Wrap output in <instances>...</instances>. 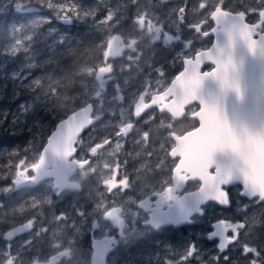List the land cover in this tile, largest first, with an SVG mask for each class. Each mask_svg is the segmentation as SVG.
Here are the masks:
<instances>
[{
  "label": "flooded vegetation",
  "instance_id": "af4514ba",
  "mask_svg": "<svg viewBox=\"0 0 264 264\" xmlns=\"http://www.w3.org/2000/svg\"><path fill=\"white\" fill-rule=\"evenodd\" d=\"M59 1L63 3L64 1L68 3L78 1V4H74L79 8V2L85 1L84 3L91 4L87 6L89 12H93L94 15L81 19L73 18L69 14L68 19H63L58 15L55 17L56 20L52 18V21L43 23L36 30L39 32L27 40L28 43H32L29 48L28 62L32 61L37 52H40L38 56L40 59L50 54L45 52L46 45L49 46V51H52L50 56L69 45L71 41L66 39L67 31L75 32L79 27L86 32L98 35L97 39H92L93 51L90 54V62L85 63V67L81 64L82 73L76 75L77 80H85L90 84L88 100L83 105L91 104V117L98 118L81 134L86 144L89 143V136L95 142V147L91 149L94 156L82 155L79 160L69 159V161L76 162L69 180L79 185L77 190L61 191L52 188L69 202L67 207H63L62 212L68 214V210L73 211L75 209L73 199L78 197L76 204L81 212L89 211L90 214L78 215V221L70 224V230L61 227L54 229L55 223L50 221V213L44 204L37 209L30 206L32 200H44L39 186L46 181H49L52 186L51 180H43L33 187L15 185L8 194L0 193V205H2L0 206V264H7L9 255L14 260V264H46L51 261L53 264H82L80 260L74 258L75 249L83 250L85 258L83 264H91L93 246L96 244L101 246L105 243H111L105 264H110L116 254L120 262H115V264H202V262L206 264H248L253 254H242L241 245L245 243L256 248L259 252L256 259L260 261V264H264V204L257 203L255 197L243 195L239 184L225 186L229 199L228 205L207 201L199 205L200 211H194L186 220L181 219L178 222L167 220L165 222L168 223L160 224L159 227L151 224L153 216L159 217V213L156 212L157 198L151 191L155 183L162 178L158 166H161L162 160L167 159L159 151L160 145L162 142L171 143L173 152L176 148V139L192 132L190 131L192 122L181 119L173 123L176 117L185 115V107L180 113L170 110L173 93H166L170 84H165L159 89L146 86L140 90L136 89L137 82L143 73L141 67L143 52L146 44L150 46L149 49L156 48L161 53L163 48L171 52L173 47L186 45L185 42L190 39L195 41L194 47L197 49L201 48L202 44L213 40V37L198 36L190 27L203 19L200 14L201 10L197 7L200 0H55L56 3ZM46 2L47 0L40 2L42 11H35L37 16L52 17L53 11L57 12L55 8H49ZM148 2H151L158 13L162 12L161 17L157 24L151 15V18H146L141 26L135 18L143 16L145 19ZM232 3L245 7L258 8L260 6L259 0H232ZM168 7L174 8L172 14L166 11ZM181 7L186 8L182 23L178 19ZM92 9L94 10L90 11ZM239 10L243 8L240 7ZM32 13L25 11L23 20H26ZM109 13L112 14V19L105 22L104 18ZM20 23L16 22L15 25ZM15 25H12V28ZM138 27L143 28L145 33ZM46 29L54 30L49 38L44 37L43 32L46 33ZM169 35L172 37L171 40L168 39ZM56 36L60 37L61 41L56 42L54 46L46 44ZM113 42L115 43L114 51L108 53L107 49ZM182 62L181 59L178 72L182 70ZM99 63L100 66H98ZM101 69L110 70L101 72ZM208 69L209 66L204 65L202 71ZM177 73L173 70L168 80L172 81ZM44 74L45 72L33 73L31 78L41 80ZM123 79L136 89L130 97L131 101L125 98L121 90L120 92L105 90L101 84L118 82ZM52 81L57 80L52 78ZM98 82L99 89H96ZM41 85L44 86L46 83ZM50 92H52L51 89ZM113 94L117 103L128 104L125 107L124 117L119 116V108L111 106L110 109L117 110V112L106 114L97 106L99 97H105L111 103ZM24 95L26 96L25 91ZM141 95H144L145 102L138 103ZM149 102L151 104L159 102L161 107L168 111L160 117L159 113L153 109L142 119L136 120L134 113L144 111L149 107ZM188 114L195 115L196 112L194 109H189ZM153 116L157 119H152ZM107 121L109 122L107 128L102 129ZM145 121H148L147 125ZM129 123L133 125L131 134L126 140L124 137L118 138L116 132L119 126ZM145 133L148 134L147 139H145ZM49 134L42 142V146ZM165 137L175 139L168 141ZM78 138L79 136L75 139L74 145ZM109 139L112 140V144L105 147ZM118 144L122 145L119 149ZM89 159H92L90 165L88 164ZM117 162L120 165V175L116 177L114 170ZM88 167H94V171L89 174L88 180H81L84 175L83 171ZM177 167L178 163L176 171L179 172L181 169ZM31 175L30 172L29 176ZM125 175L130 179L131 187L127 191L121 190L122 194L119 197L114 198L112 194H108L101 184L105 178L111 177L115 185L117 179ZM120 182L122 183L123 180L121 179ZM191 190H194V186L189 184L179 194L183 195L184 192ZM100 193H104L103 200L107 204H111L114 199L120 202L121 218L124 220L122 225L118 226L110 219H106L102 210L97 207L101 199ZM170 203L172 207L176 205L174 202ZM160 208L162 211L167 210L168 203L160 204ZM53 211L61 212V209L56 206ZM246 217H248V227L242 230L241 240L230 244L224 251H220L218 248L220 237L210 236L216 231L214 225L222 218L241 220ZM159 218L162 222L165 217ZM29 219L35 220L31 229H24L15 233L11 238H5L7 231L22 228ZM43 227H47L48 230L44 231ZM53 241L55 244L52 245ZM190 246H194L196 252L187 260H181V256ZM134 254L135 257L130 259ZM215 256H219L218 261L213 259ZM225 256L228 258L224 259Z\"/></svg>",
  "mask_w": 264,
  "mask_h": 264
},
{
  "label": "snow or ice",
  "instance_id": "6c2138e0",
  "mask_svg": "<svg viewBox=\"0 0 264 264\" xmlns=\"http://www.w3.org/2000/svg\"><path fill=\"white\" fill-rule=\"evenodd\" d=\"M46 5L49 8H55L61 13V18L68 19L69 13L78 16L81 12L79 7L74 3H56L55 0H47ZM259 7H245L243 5H234L232 0H200L197 7L203 19L190 26L192 30L198 35H202L204 38L216 37L199 49L194 47L195 41L190 39L186 43V50L182 54V61L185 67L176 74V77H180L177 81V87L175 91L181 92L179 84L181 81L187 79V88L193 96L197 95L201 89L202 82L205 79H213L219 83L220 92L226 95L229 91L233 92L239 101L233 105V118L230 122L227 114L216 96L209 95L207 99L203 95H200L197 99H192L191 105H185V115L182 117H176L173 120L175 123L181 119L190 120V131H195L200 125L199 115H189V109H194L196 113L201 110V102L203 101V109L205 113H208L213 119L210 121L212 125V133L210 136H201V133L195 132V139H200L205 144V150L203 158L196 165L198 171L197 175H193L191 171L181 169L176 171V165L180 162V154H173L171 151V143H161L159 151L167 158L161 161V166L158 169L162 173V178L153 186L152 194L157 198L156 212L159 213V217H170L173 213L172 203L174 202L179 206L180 218L188 219L193 211H200L199 205L209 199L215 200L222 205H228V193L225 190V186L234 179H243L245 190L250 197H255L257 203L264 204V73L261 74L259 82L253 80L251 84H242V77L240 67L243 65L241 59L239 64L233 59V43L235 40H242L247 52L252 53L253 56L264 60V0H259ZM242 7L243 10H239ZM185 7L179 9L180 15L178 16L179 22H184ZM83 16L94 15V13L84 11ZM112 19V14L109 13L105 18V22ZM137 22L143 26L144 17L135 18ZM206 29V30H205ZM223 34L226 37V43L221 46L220 37ZM172 39L171 35L168 37ZM12 53L20 51L19 48H13ZM199 53V58H198ZM215 60V63L212 61ZM185 61L190 63L186 66ZM204 64H210L211 67L207 71H202ZM110 69H101V72L109 71ZM182 73H186V77L182 76ZM163 76V73H159ZM175 77H173L174 79ZM35 87L41 86V81L36 79L34 82ZM164 84H171V80H165ZM164 85H161L163 87ZM245 97H248L245 103ZM170 99V97H166ZM145 102L144 95H141L138 103ZM155 109L159 113L160 117H163L168 110L161 107L158 102L151 104L142 112H135L134 116L136 120H140L147 113ZM169 116L171 113L168 112ZM70 113L66 112V118L59 127L62 130L65 122L68 120ZM123 117V113H121ZM152 119H157L153 116ZM94 123V122H93ZM148 121H145L147 125ZM84 127L74 145V151L71 152L69 159L79 160L81 156L93 157L94 153L91 151L95 147V142L92 137L89 136V143H85L82 139V133L89 127ZM133 125L131 123L127 125L121 124L116 132V136L127 137L131 134ZM56 131L44 144L38 153V156L42 157L46 154L50 147L51 141L60 134V131ZM148 134L145 133V139ZM168 141H174V137H165ZM71 143V137L69 138ZM112 140L109 139L107 144L111 145ZM122 145H117V148H121ZM221 150L229 149L232 154V159L229 164L220 165L213 164L212 153L217 149ZM67 153H65L66 155ZM92 163V159L88 160V164ZM187 163V162H186ZM210 165H212L210 167ZM16 171L11 175L14 176L13 183L17 186L22 184H34L39 182L45 176L51 175L46 170H41L39 164L28 163L27 157L21 158L17 163L11 165ZM126 167V161H125ZM191 168L192 165H189ZM30 172H34L29 176ZM240 173V175H237ZM114 174L117 177L120 175V165L117 162V166L114 170ZM123 180L121 183L120 180ZM121 179H117L115 185L111 177L105 178L101 184L106 189L108 194H112L114 198L119 197L122 191H127L131 187L130 179L125 175ZM191 184L194 186V190L182 192L187 186ZM56 188V185H53ZM2 191H10V186L0 188ZM122 190V191H121ZM100 202L98 208L102 210V213L106 219H110L113 223L120 226L124 223L121 218L122 208L120 202L115 200L111 204H107L103 200L104 193H100ZM50 203L48 200L35 199L31 201L30 206L33 209L40 208L43 204ZM168 203V208L162 211L160 204ZM2 206V205H0ZM141 206H143L141 204ZM82 214V213H81ZM157 216H153L151 224L154 227H159L161 219ZM65 219V214L61 213L58 217H55L57 223ZM248 217L241 220H231L222 218L218 220L215 225L216 231L211 233L210 236H219L220 242L218 248L220 251H224L230 244L241 240L242 230L248 227ZM35 220L29 219L23 225L15 230H9L5 233V238H11L15 233H19L24 229H31ZM254 223V220H253ZM44 231H47V227H43ZM246 234V233H245ZM243 249L242 254L252 253L249 258L248 264H260V261L256 259L259 256V252L255 247L248 244L241 245ZM196 249L194 246H190L185 254L181 256V260H187L194 255ZM10 254V252H9ZM228 257L225 256L224 259ZM214 260H219V256L213 257ZM7 264H14V260L9 255ZM206 264V262H202Z\"/></svg>",
  "mask_w": 264,
  "mask_h": 264
},
{
  "label": "rangeland",
  "instance_id": "374dc122",
  "mask_svg": "<svg viewBox=\"0 0 264 264\" xmlns=\"http://www.w3.org/2000/svg\"><path fill=\"white\" fill-rule=\"evenodd\" d=\"M42 0H0V14L3 12H7L9 10L13 11H20L22 14L26 12H33L31 16H28L26 20H23V17H17L19 20L18 22H21L20 24H16L13 28L12 25L9 23L7 29H9V41H7L3 48L2 54L7 53L6 56H1L0 58V69L3 71H0V88L6 87L8 84L10 85V89L13 91V100H15L16 93L15 91L18 90V88L24 89L26 93V97L23 98L24 101H18L16 104L13 105L11 111H8V116L11 115V121L15 122L17 124L16 120L17 118L21 117V112L24 109L23 102L26 103L25 109L28 107H36L35 103L39 102L41 99L46 100V94L50 92L51 84L57 81H52L48 79L47 75L45 78H47L46 85H41L39 87L34 86V81L39 78L32 77L31 74H33L35 68H39L42 66H45L48 57L50 56L52 51H49V46H45V52H49L47 56H44L42 59H40L38 56H40V52L35 53V56H33V59L31 62H28L29 55H30V46L32 43H28L27 40L32 38L36 33L39 31H36L38 27L40 28L43 23L50 22L53 20H56V16L59 15V18H61V13L54 12L52 14V17H48L45 15L37 16V13L35 11H42L41 9V2ZM81 1V0H79ZM85 2V1H84ZM79 2L80 10L81 12L78 14V16L72 15L69 13L70 16H73V18L81 19L85 18V16L82 15L84 11L89 12V7L87 5H91L88 3ZM60 3V1H59ZM64 3H68L65 2ZM74 3L78 4V1H74ZM84 5V9H82V6ZM94 9L90 10L93 11ZM172 14L174 12V8L168 7L167 10ZM93 13V12H91ZM161 13H158L156 11V8H154L151 5V2H148L147 6V12L145 14L146 18H152L156 20V23H159V17H161ZM91 16V15H88ZM139 23V22H138ZM140 26V25H138ZM169 26V25H168ZM139 30L145 33L144 29ZM47 32L44 33L45 38H49L51 36V33L54 32V30L46 29ZM61 41L60 37H54L53 39L47 41L46 44L54 46L56 42ZM146 49H144L143 52V60L141 62L142 64V71L141 77L139 81L137 82V88L140 90L143 87L147 88H154L159 89L161 88V85H165L164 81L168 80L169 77L172 75V72L174 70V73H177L178 70L181 67V58L183 52L186 50V45H181L177 47H173V51H167V49L163 50L161 49V53L157 51L156 48H150V46H147ZM13 48H19L20 51L16 52L15 54L12 53ZM102 63V62H101ZM100 66V63L98 64ZM163 73V76H161L159 73ZM102 86H104V89L112 90L116 92H121L124 94L125 98L128 99V101H131L130 97L136 92V89L133 88V85L126 82V80H120L118 82H104L101 83ZM96 89H99V82L96 86ZM42 92V93H40ZM2 91L0 89V97H1ZM43 97V98H41ZM82 98L83 95H82ZM97 102L98 108L106 112V114H111L114 112H117V110L110 109L111 106H114L116 108H119V116H121V113L126 112L125 107L128 104L125 103H117L115 96L113 94V100L111 103L108 102V99L105 97H99ZM87 101V100H86ZM15 110V111H13ZM11 113V114H10ZM32 114V113H30ZM109 122L107 121L106 124L103 125L102 129H106ZM41 129L30 132V134L33 133L31 136V140L28 142V145H26L25 148H23L22 154H19V152L13 150L12 146L9 144H6L4 140H0V188H4L6 186H10V189H13L15 187V184L13 183L14 176L11 174L16 171L15 168L11 167V165H14L18 162L21 158L27 157L28 163H35L38 159V153L42 148V137L40 135ZM14 146V145H13ZM2 167V169H1ZM94 171V167H88L86 168L83 173V177L81 180H88V176L90 173ZM10 182V183H9ZM89 187V186H87ZM40 193L43 194L44 200L50 201V203H45V207L48 208L49 211V219L51 222L55 223L54 229L61 228H67L68 230L71 229L70 224L75 223L78 221V215H88L90 214L89 211H86L85 213H82L80 210V207L77 206L76 202L78 201V197L73 199V206L75 209L73 211L68 210L67 212H62L63 207H67L69 202L65 199V197L61 194L56 193L53 191L51 183L49 181H46L39 186ZM0 193L8 194L9 191L5 192L0 190ZM63 203V204H62ZM62 204V205H60ZM58 207L61 209V212L65 214V219L61 220L60 223H57L55 220V217H58L61 212H54L53 210L55 207ZM82 206V205H81ZM55 213V214H54ZM82 213V214H81ZM59 242V241H58ZM51 244H55V242H51ZM50 247V246H49ZM75 253L73 255H76L74 258L77 260H80V262L83 264L85 262L84 253L82 249H75ZM135 257V254L131 256L130 259H133ZM115 262H120L119 259H117V254L114 256L113 260L110 264H115Z\"/></svg>",
  "mask_w": 264,
  "mask_h": 264
},
{
  "label": "water",
  "instance_id": "95a60500",
  "mask_svg": "<svg viewBox=\"0 0 264 264\" xmlns=\"http://www.w3.org/2000/svg\"><path fill=\"white\" fill-rule=\"evenodd\" d=\"M215 39L216 37L213 36ZM213 39V40H214ZM220 43L221 46H224L226 43V37L223 36V34L220 37ZM113 45V46H112ZM109 46L107 49V52L114 51L115 43ZM233 59L239 64L240 60H243V65L240 67L241 77H242V84H251L253 80L256 82H259V79L261 77V74L264 73V60H261L258 57H255L252 55V53L247 52L246 47L242 40H235L233 45ZM199 58V53H198ZM215 63V60L212 61ZM189 61H185L186 66L189 64ZM182 69L185 67V65L182 62ZM211 67L210 64H204ZM203 65V66H204ZM182 76L186 77V73H182ZM180 80V77H175L171 84L169 85L166 93L172 92L173 98L170 104V110L175 111L176 113H180L183 109V107L187 104H190L192 102V99L199 98L200 95H203L205 99L209 97V95L216 96L218 101L222 103L223 108L227 114V117L229 121H232L233 118V105L236 103H239L237 100L235 94L231 91H229L226 95L220 92L219 83L213 79H205L202 82L201 89L199 93L195 96L191 94V92L187 88V79L185 78L184 81H181L179 84V87L181 89L180 93H177L175 91V88L177 87V81ZM248 97H245V103L247 102ZM92 112V106L91 104H86L72 113H70L68 120L65 122L64 127L62 130H59L60 125L65 120V118L58 121L52 132L49 134V136L46 139L45 144L47 143L48 139L56 132L60 131V134L56 136L50 144V147L48 148L46 154H44L42 157L39 156L38 160L35 162L39 164L41 170H46L51 175L45 176L43 179H41L39 182H36L34 184H22L19 186H29L33 187L38 185L43 180H51L52 181V188L53 189H59V190H77L78 187L73 188H65L63 186V182H70L69 177L73 171L75 161H69V157H71V152L74 151V142L75 139L79 136L80 131L88 126L89 124H93V122L97 121L98 118H92L91 117ZM179 115V114H176ZM195 115L200 116V125L199 128H197L195 131H192L186 135H184L181 138L176 139V148L173 150V154H180L181 159L178 163L177 169H185L188 171H191L193 175L198 174V169L196 165L198 162L203 158L204 150H205V144L200 139H195V132L201 133V136H210L212 133V125L210 121L213 119L208 113L204 112L203 109V101L201 102V110L199 113H196ZM90 127V126H89ZM71 137V143H69V138ZM65 153H67L65 155ZM232 159V154L229 149L221 150L220 148H217L212 153V161L213 164H220V165H226L229 164ZM187 162V163H186ZM189 165H192L190 168ZM212 165H210L211 167ZM32 175L34 172H31ZM237 175H240V173H237ZM76 184V183H74ZM232 184H239L242 187V194L243 195H249L248 192L245 190V185L243 182V179H234L230 183H228L226 186L232 185ZM53 185H56L57 187L54 188ZM207 201H213L218 203L215 200L209 199ZM207 201L201 203L204 204ZM200 204V205H201ZM220 204V203H219ZM173 213L170 217H165L162 222H160L161 225H164L167 220L170 221H181L180 218V209L178 205H175L172 207ZM194 213V211L192 212ZM191 213V214H192ZM173 218V219H172ZM215 226V225H214ZM106 246V247H103ZM93 254L91 257V264H105V259L107 256V253L111 249V243H105L104 245H94L93 246ZM46 264H53V262H49Z\"/></svg>",
  "mask_w": 264,
  "mask_h": 264
},
{
  "label": "trees",
  "instance_id": "16d2710c",
  "mask_svg": "<svg viewBox=\"0 0 264 264\" xmlns=\"http://www.w3.org/2000/svg\"><path fill=\"white\" fill-rule=\"evenodd\" d=\"M17 17H23V14L13 10L0 14V58L7 55L5 52L2 54V47L9 41L8 24L15 25L19 21ZM97 37L98 35L86 32L79 27L78 31H67L66 39H70L71 43L52 54L45 66L35 68L33 72L38 74L45 72L40 80L41 84L48 83L46 75L48 79L57 80L50 86L52 92L46 94V100L41 99L35 103L36 107L25 109L26 103L23 102L24 109L21 112V117L16 120L17 124L10 122L11 115L8 116V111H11L13 105L18 101H24L23 98L26 97L24 89L19 87L15 91L16 96L13 100V91L9 84L0 88L2 91L0 97V140H4L6 144L14 147L13 150L22 154L24 153L23 148L28 145L33 135L30 132L41 129L40 135L43 142L55 123L66 117V112L71 113L88 100L90 84L85 80H77L76 75L82 73L81 64H84L85 67V63L90 62V54L93 51L92 39H97ZM0 71L3 70L0 69Z\"/></svg>",
  "mask_w": 264,
  "mask_h": 264
},
{
  "label": "clouds",
  "instance_id": "9594fccd",
  "mask_svg": "<svg viewBox=\"0 0 264 264\" xmlns=\"http://www.w3.org/2000/svg\"><path fill=\"white\" fill-rule=\"evenodd\" d=\"M63 186H64L65 188L79 187L78 184H74V183H70V182H66V181L63 182Z\"/></svg>",
  "mask_w": 264,
  "mask_h": 264
},
{
  "label": "bare ground",
  "instance_id": "6f19581e",
  "mask_svg": "<svg viewBox=\"0 0 264 264\" xmlns=\"http://www.w3.org/2000/svg\"><path fill=\"white\" fill-rule=\"evenodd\" d=\"M53 80H54V79H53ZM85 105H86V104H85ZM83 106H84V105H83ZM77 109H78V108H77ZM75 110H76V109H75ZM75 110H74V111H75ZM71 113H72V112H71ZM64 118H65V117H64ZM62 119H63V118H62ZM59 121H60V120H59ZM56 123H57V122H56ZM56 123H55V124H56Z\"/></svg>",
  "mask_w": 264,
  "mask_h": 264
}]
</instances>
